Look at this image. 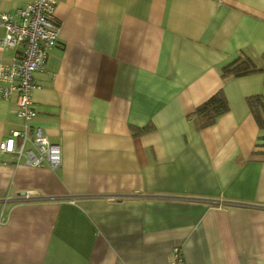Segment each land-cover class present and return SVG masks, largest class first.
<instances>
[{"label":"crops","instance_id":"obj_1","mask_svg":"<svg viewBox=\"0 0 264 264\" xmlns=\"http://www.w3.org/2000/svg\"><path fill=\"white\" fill-rule=\"evenodd\" d=\"M54 15L31 125L61 163L0 155V264H169L174 246L185 264H264V131L245 100L264 72H219L264 57V0H57ZM219 89L228 110L200 128L188 115ZM21 128L0 99V141Z\"/></svg>","mask_w":264,"mask_h":264},{"label":"built area","instance_id":"obj_2","mask_svg":"<svg viewBox=\"0 0 264 264\" xmlns=\"http://www.w3.org/2000/svg\"><path fill=\"white\" fill-rule=\"evenodd\" d=\"M56 2L30 0L13 12L0 11V44L17 49L8 62L0 56V99L14 96L17 115L22 120L21 129L12 130L0 141V155L11 154L17 163L28 166L57 168L61 163L60 146L40 126L31 125L36 116L32 92L40 87L33 74L44 70L49 51L58 39ZM169 264H185L180 247L171 249Z\"/></svg>","mask_w":264,"mask_h":264},{"label":"trees","instance_id":"obj_3","mask_svg":"<svg viewBox=\"0 0 264 264\" xmlns=\"http://www.w3.org/2000/svg\"><path fill=\"white\" fill-rule=\"evenodd\" d=\"M220 76L240 77L264 72V57L256 60L248 55H239L220 68ZM246 104L260 131H264V92L246 97ZM228 110V102L222 89L199 104L188 117L195 119L200 128L211 127ZM152 126L131 127L132 134L138 136L152 130ZM260 139H264L261 136Z\"/></svg>","mask_w":264,"mask_h":264},{"label":"water","instance_id":"obj_4","mask_svg":"<svg viewBox=\"0 0 264 264\" xmlns=\"http://www.w3.org/2000/svg\"><path fill=\"white\" fill-rule=\"evenodd\" d=\"M22 195H24V194H22Z\"/></svg>","mask_w":264,"mask_h":264}]
</instances>
